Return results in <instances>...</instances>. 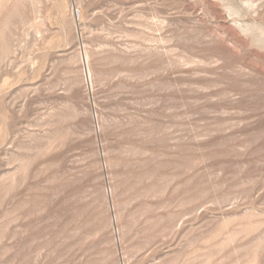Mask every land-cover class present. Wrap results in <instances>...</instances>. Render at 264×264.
I'll list each match as a JSON object with an SVG mask.
<instances>
[{
  "label": "rangeland",
  "instance_id": "obj_1",
  "mask_svg": "<svg viewBox=\"0 0 264 264\" xmlns=\"http://www.w3.org/2000/svg\"><path fill=\"white\" fill-rule=\"evenodd\" d=\"M0 264H264V0H0Z\"/></svg>",
  "mask_w": 264,
  "mask_h": 264
}]
</instances>
